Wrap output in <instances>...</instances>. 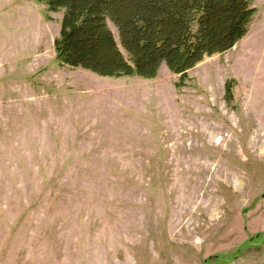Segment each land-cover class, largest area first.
Listing matches in <instances>:
<instances>
[{
  "label": "rangeland",
  "instance_id": "374dc122",
  "mask_svg": "<svg viewBox=\"0 0 264 264\" xmlns=\"http://www.w3.org/2000/svg\"><path fill=\"white\" fill-rule=\"evenodd\" d=\"M251 5L246 35L181 79L63 65V10L0 0V264H264V0Z\"/></svg>",
  "mask_w": 264,
  "mask_h": 264
},
{
  "label": "trees",
  "instance_id": "16d2710c",
  "mask_svg": "<svg viewBox=\"0 0 264 264\" xmlns=\"http://www.w3.org/2000/svg\"><path fill=\"white\" fill-rule=\"evenodd\" d=\"M45 2L51 11L63 10L57 60L104 77L154 78L165 64L184 79L205 56L233 48L257 11L251 0ZM226 94L230 99L229 84Z\"/></svg>",
  "mask_w": 264,
  "mask_h": 264
}]
</instances>
